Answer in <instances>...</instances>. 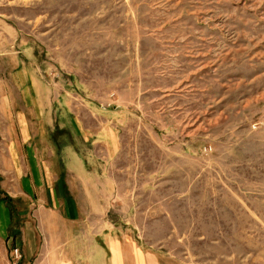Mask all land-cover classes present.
Returning a JSON list of instances; mask_svg holds the SVG:
<instances>
[{
  "label": "rangeland",
  "instance_id": "1",
  "mask_svg": "<svg viewBox=\"0 0 264 264\" xmlns=\"http://www.w3.org/2000/svg\"><path fill=\"white\" fill-rule=\"evenodd\" d=\"M42 169L161 264H264V0H0V264Z\"/></svg>",
  "mask_w": 264,
  "mask_h": 264
},
{
  "label": "crops",
  "instance_id": "2",
  "mask_svg": "<svg viewBox=\"0 0 264 264\" xmlns=\"http://www.w3.org/2000/svg\"><path fill=\"white\" fill-rule=\"evenodd\" d=\"M21 140L24 143L25 140ZM40 171L39 183H31L26 178V186L20 195L26 201L23 211L32 212L31 216L36 215L34 219L23 220L19 237L13 239L10 236L14 242L13 248L17 245L21 251L20 260L15 263L161 264L153 251L144 250L121 232L113 233L106 229L99 234L89 232L87 225L81 224L78 218L72 183L65 179L62 171L56 174L50 173L49 169ZM40 192L43 193L38 197L41 203L35 205L32 203L33 196ZM1 208L4 215L0 210V236L7 238L11 217L7 208ZM51 212L53 215L57 213L60 218L53 223L45 222L42 216ZM82 225L85 229H78ZM18 239L20 242H15Z\"/></svg>",
  "mask_w": 264,
  "mask_h": 264
},
{
  "label": "built area",
  "instance_id": "3",
  "mask_svg": "<svg viewBox=\"0 0 264 264\" xmlns=\"http://www.w3.org/2000/svg\"><path fill=\"white\" fill-rule=\"evenodd\" d=\"M13 255H14V257H15L16 259H19V258L21 257V255L19 254L17 248L13 250Z\"/></svg>",
  "mask_w": 264,
  "mask_h": 264
},
{
  "label": "trees",
  "instance_id": "4",
  "mask_svg": "<svg viewBox=\"0 0 264 264\" xmlns=\"http://www.w3.org/2000/svg\"><path fill=\"white\" fill-rule=\"evenodd\" d=\"M5 199H7V197H6V196L4 197V199H3V200L5 201ZM5 203H6V201H5Z\"/></svg>",
  "mask_w": 264,
  "mask_h": 264
}]
</instances>
